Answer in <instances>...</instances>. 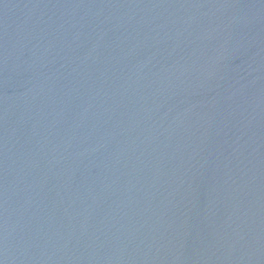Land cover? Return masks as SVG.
Returning <instances> with one entry per match:
<instances>
[{
  "label": "water",
  "instance_id": "obj_1",
  "mask_svg": "<svg viewBox=\"0 0 264 264\" xmlns=\"http://www.w3.org/2000/svg\"><path fill=\"white\" fill-rule=\"evenodd\" d=\"M0 264H264V0H0Z\"/></svg>",
  "mask_w": 264,
  "mask_h": 264
}]
</instances>
